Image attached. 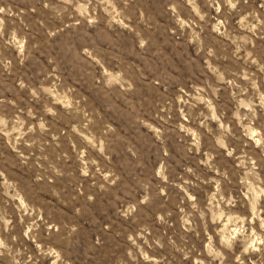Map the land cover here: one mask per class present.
<instances>
[{
    "label": "clouds",
    "instance_id": "9594fccd",
    "mask_svg": "<svg viewBox=\"0 0 264 264\" xmlns=\"http://www.w3.org/2000/svg\"><path fill=\"white\" fill-rule=\"evenodd\" d=\"M0 264H264V0H0Z\"/></svg>",
    "mask_w": 264,
    "mask_h": 264
}]
</instances>
